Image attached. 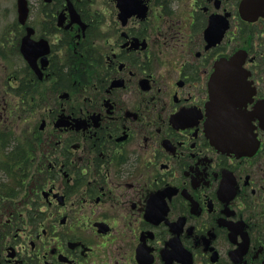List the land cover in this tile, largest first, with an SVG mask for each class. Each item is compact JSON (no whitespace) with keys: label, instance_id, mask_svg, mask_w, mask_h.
I'll return each mask as SVG.
<instances>
[{"label":"flooded vegetation","instance_id":"obj_1","mask_svg":"<svg viewBox=\"0 0 264 264\" xmlns=\"http://www.w3.org/2000/svg\"><path fill=\"white\" fill-rule=\"evenodd\" d=\"M120 1L41 0L25 24L48 52L14 94L37 118L9 137L27 191L2 185L0 264H264V0Z\"/></svg>","mask_w":264,"mask_h":264},{"label":"rangeland","instance_id":"obj_2","mask_svg":"<svg viewBox=\"0 0 264 264\" xmlns=\"http://www.w3.org/2000/svg\"><path fill=\"white\" fill-rule=\"evenodd\" d=\"M76 2L81 7H90L89 13L92 14L93 18H106L108 14H112V7L108 0H71ZM86 1V2H84ZM30 4V21L33 23H38L41 18L40 15V3L41 0H28ZM162 11L156 6L153 7V13L159 14ZM18 0H0V97L5 99L6 102L0 101V167H2L5 174V181H0L1 184H5L6 188L12 185L13 191L16 194L13 196V205L15 208L20 207V203L23 192L27 191L26 187H23V183L16 178H12V182H9V186L6 182V175L9 174L8 163L9 159V137L11 132L15 139H19L20 131L26 124L32 125L37 118L36 113H23L18 105L19 99L15 97V91L20 88L22 80L26 77L27 65L23 60L22 56L18 51V42L21 36L25 33L24 25H20L18 20ZM92 18V17H91ZM33 25V24H32ZM8 56H9V66H8ZM9 75V83L7 77ZM27 81V79H26ZM23 84V83H22ZM42 86V84H41ZM39 84L37 83L35 89H37L36 94L40 91ZM15 90V91H14ZM42 90V88H41ZM40 93V92H39ZM44 94V93H40ZM39 94L35 97L39 99ZM26 119L27 121H24ZM21 141V139L19 140ZM21 147V144H19ZM14 172L16 173V168H18V163L14 162ZM13 172V174H14ZM1 179V177H0ZM4 191V189H3ZM9 201L4 196V201ZM12 205L9 207L13 208ZM8 205L5 208L0 209L1 222L0 228H6L5 225L6 214L4 212L7 210ZM2 212V213H1Z\"/></svg>","mask_w":264,"mask_h":264},{"label":"water","instance_id":"obj_3","mask_svg":"<svg viewBox=\"0 0 264 264\" xmlns=\"http://www.w3.org/2000/svg\"><path fill=\"white\" fill-rule=\"evenodd\" d=\"M49 1V0H45ZM248 0H245L244 2H247ZM130 0H121L118 4L121 6V4H124L126 6L130 5ZM28 8H27V2L26 0H18V20L20 23H25L27 18ZM33 33V28L26 27V34L21 38L19 50L21 54L23 55L24 59L28 62V64L31 66V68L38 74V77H40V71L37 68L36 65V59L39 56H42L41 60L43 61L42 64L46 63L44 55L48 52V45L47 42L43 39L40 40H33L31 38V34ZM219 104L222 105V114H218V106ZM229 102L228 101H218L216 99V96L214 93H212V99L209 103V108L211 115L214 118H210V133L211 136L214 137L215 135L219 137V139H216L219 142V145L224 149H231L232 148V131L227 124L228 115L226 112L229 110ZM219 120L222 124V130H219L218 123H215L214 120ZM231 141V145H230Z\"/></svg>","mask_w":264,"mask_h":264},{"label":"trees","instance_id":"obj_4","mask_svg":"<svg viewBox=\"0 0 264 264\" xmlns=\"http://www.w3.org/2000/svg\"><path fill=\"white\" fill-rule=\"evenodd\" d=\"M17 94H21L22 91H21V87L16 91Z\"/></svg>","mask_w":264,"mask_h":264}]
</instances>
